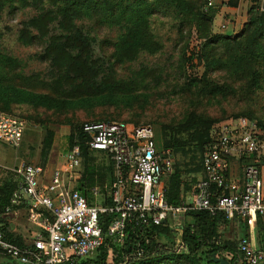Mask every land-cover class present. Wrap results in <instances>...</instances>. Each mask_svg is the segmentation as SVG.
Returning <instances> with one entry per match:
<instances>
[{"label":"rangeland","instance_id":"rangeland-1","mask_svg":"<svg viewBox=\"0 0 264 264\" xmlns=\"http://www.w3.org/2000/svg\"><path fill=\"white\" fill-rule=\"evenodd\" d=\"M58 2L0 0V55L12 59L9 65L0 63V113H20L26 118L18 151L28 164L42 167L46 163V150H42L51 134L55 144L49 155L53 156L54 169L63 170L64 154L77 150L78 166L72 176H65L67 189H77L84 182L89 158L106 190L110 182L107 157L88 148V137L75 131L76 122L99 119L151 125L156 148L172 158V172L163 183L168 196L175 200L187 199L202 177L200 151L195 154L196 160L186 165L191 157H187L188 151L166 148L160 130L164 123L179 118L190 99L189 104L199 100L200 108L210 113L209 138L223 125L237 121L255 122L264 134V83L252 92L226 91L213 98L203 97L200 94L206 82L208 88L215 87L216 82H223L224 72L208 68L205 54L198 58L203 42L211 36H233L250 21L254 24L249 34L257 35L261 30L264 34V0H139L149 13V27L158 50L129 55L117 49L125 26L64 18L59 12L64 4ZM78 51L87 57L86 65L77 63L70 54ZM185 55L190 57L187 62ZM261 66L264 61H255L253 69ZM261 76L264 82V69ZM115 85L119 87L117 93L113 92ZM99 90L104 93L98 95ZM66 135H71L74 143L70 144ZM172 181H176L173 190L177 186V193L176 189L171 192ZM8 207L1 204L0 210L8 213ZM249 226L247 219L233 222L220 218L212 227L202 229L195 216L184 215L168 221L173 235H161L160 241L168 244L172 240L175 255L183 256L179 264H191L185 259L187 250L180 245L184 227L207 233L221 247L238 254V243L246 237L254 250L250 262L264 264V242H259L257 232L248 231ZM216 257L229 259L230 253L220 250ZM0 264L14 263L0 253Z\"/></svg>","mask_w":264,"mask_h":264},{"label":"built area","instance_id":"built-area-1","mask_svg":"<svg viewBox=\"0 0 264 264\" xmlns=\"http://www.w3.org/2000/svg\"><path fill=\"white\" fill-rule=\"evenodd\" d=\"M26 126V119L0 113V144L18 148ZM81 131L88 137V148L109 159V189L103 192L92 186L89 196L67 189L65 176H72L78 166L77 150L64 155V169H53L47 182L42 167L21 163L15 171L22 178L32 221L41 231L30 243L17 245L7 241L0 229L3 256L21 264H80L97 254L105 235L122 243L133 228L164 225L190 213L222 216L227 221L264 218V180L259 167L264 160V134L255 122H232L210 137L202 151V177L190 196L176 204L167 201L163 183L172 172V158L156 148L151 125L102 120L84 123ZM232 165L239 169L235 175ZM102 215L111 217L105 234L100 226ZM238 250L245 260L254 255L246 237L240 239ZM112 257L108 246L107 263Z\"/></svg>","mask_w":264,"mask_h":264},{"label":"trees","instance_id":"trees-1","mask_svg":"<svg viewBox=\"0 0 264 264\" xmlns=\"http://www.w3.org/2000/svg\"><path fill=\"white\" fill-rule=\"evenodd\" d=\"M58 1L59 0H57V3H59ZM138 1L139 0H60V3H63L64 6L59 9V12L64 18L94 20L99 25L108 27L125 26L126 31L118 37L117 42L118 51L124 55L133 54L140 50L154 52L158 50V46L149 27V13L138 4ZM253 24L254 22L250 21L247 27L233 36L214 35L203 42L198 58L205 54L208 68H215V71L219 70L224 72V78L222 83L216 82L215 87L212 88H208L206 82V89L200 95L213 98L215 95L226 91L237 93L244 91L252 92L258 84L264 83L261 76L264 67L261 66V68L258 69L260 71L253 69L255 61H264V48H261L264 47V34L262 30L260 33L258 32L257 35L249 34ZM222 51H225L224 55L221 54ZM70 54L76 59L77 63L86 65L87 57H84V52L78 51L75 54L70 52ZM184 58L187 62L190 57H186L185 55ZM10 62L12 63L10 57L0 55L1 64L9 65L8 63ZM260 64L262 63L260 62ZM193 80L197 82L196 79ZM118 89V85H115L113 92H119ZM103 93L104 91L99 90L97 94L100 95ZM190 100L192 101V99ZM190 100L189 103L191 102ZM189 103L188 106L180 112L179 118L175 121L171 120L170 122L164 123L161 125L160 130L161 137L165 139L164 146L166 148L173 149L176 152L179 150L188 151L186 155L187 157H191L188 158V163L186 165L191 164L192 160H196L195 154L199 151L202 157L203 148L208 140H210L208 131L210 122L212 121L211 116H209L210 113L200 108L199 100H194L191 104ZM32 110L30 113L33 112ZM8 114L26 119L20 113L9 112ZM96 121L102 120L96 119L87 122ZM84 123L79 124L76 122L75 131L77 130L82 133L81 127ZM51 136L42 150L43 152L46 150L45 162L52 145ZM66 139L71 142L70 144L74 143L71 135H66ZM103 154L105 155V153ZM88 160L90 164L86 167L85 180L77 189L87 196H89L88 191L92 186H98L103 192H106L107 190L103 184V178L94 171L93 159L89 158ZM108 163L110 166V179L112 170L109 159ZM200 169L202 172L201 162ZM174 182L176 181H172L171 192H174L176 189L174 193H177V186H174L173 190ZM12 194V185L11 189L8 191L3 190V192H1L0 195L2 198L0 200V207L1 204L8 205L11 203ZM180 200L181 199L175 200V197H169L167 193L168 202L176 204ZM1 213H3V211L0 210V214ZM189 215L196 217L198 225H200L202 229L212 227L216 219L221 218L225 220L222 216L209 218L207 214L202 212L190 213ZM110 220V216L102 215L100 217V226L104 234L107 231ZM0 229L7 241L17 245L24 244L21 237L14 235L7 229L6 223L1 217ZM161 235L172 237V230L167 227V223L159 226L147 225L133 228L128 231L122 243H116L112 237H107L105 235L104 242L98 249L97 256H95L93 261L86 259L80 264H176V262L179 264L183 256L175 255L172 249V240H170L168 244L160 241ZM180 245L183 249L185 248L187 250L188 253L185 259L190 261L191 264H253L250 262V259L245 260L240 251L238 254L226 247H221L217 242L213 241L207 233H194L191 231L190 227L183 228ZM108 246L113 253L111 263H107L106 261ZM140 250L142 253L138 255ZM220 250L230 253V258L226 259L222 257V259H217L216 256ZM201 253L204 254V257L197 256V254Z\"/></svg>","mask_w":264,"mask_h":264},{"label":"crops","instance_id":"crops-1","mask_svg":"<svg viewBox=\"0 0 264 264\" xmlns=\"http://www.w3.org/2000/svg\"><path fill=\"white\" fill-rule=\"evenodd\" d=\"M24 138V137H23ZM23 141V140H22ZM22 144V143H21ZM55 144V140L54 143ZM52 144V145H53ZM21 146V145H20ZM19 146V147H20ZM12 150V153L9 151ZM19 149L11 148L8 146L0 145V194L3 190L8 191L13 186L12 201L8 207V213H1L0 217L6 223L7 229L16 236L21 237L24 243H30L37 233L41 231V226L32 221L30 216L31 211L26 198L23 195V182L21 176L15 171L21 163H28L23 159L22 153ZM51 151V149H50ZM51 153V152H50ZM65 155V154H64ZM46 163L42 166L44 172V182H47L50 173L52 172L53 165L51 155L47 156ZM261 176L264 180V160L259 165ZM239 172L236 165H232V173L235 175ZM2 196L0 195V200ZM237 220V219H234ZM234 220H230L233 221ZM246 220V219H245ZM250 223L248 231H252L256 237L260 235L259 242H264V218L256 217L253 220H248ZM40 222V220H39ZM251 237V236H250ZM253 241L255 238L251 237ZM14 264H21L16 260L10 259Z\"/></svg>","mask_w":264,"mask_h":264},{"label":"water","instance_id":"water-1","mask_svg":"<svg viewBox=\"0 0 264 264\" xmlns=\"http://www.w3.org/2000/svg\"><path fill=\"white\" fill-rule=\"evenodd\" d=\"M23 193V192H22ZM24 197L26 198V195L23 193Z\"/></svg>","mask_w":264,"mask_h":264}]
</instances>
